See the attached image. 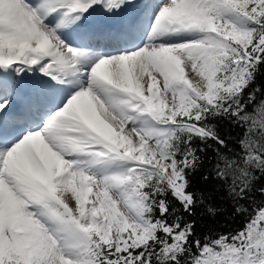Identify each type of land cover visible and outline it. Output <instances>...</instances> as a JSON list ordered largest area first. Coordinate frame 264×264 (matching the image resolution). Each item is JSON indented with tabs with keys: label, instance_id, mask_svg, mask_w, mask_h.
<instances>
[{
	"label": "snow or ice",
	"instance_id": "obj_1",
	"mask_svg": "<svg viewBox=\"0 0 264 264\" xmlns=\"http://www.w3.org/2000/svg\"><path fill=\"white\" fill-rule=\"evenodd\" d=\"M262 68L264 0H0V264H264Z\"/></svg>",
	"mask_w": 264,
	"mask_h": 264
},
{
	"label": "trees",
	"instance_id": "obj_2",
	"mask_svg": "<svg viewBox=\"0 0 264 264\" xmlns=\"http://www.w3.org/2000/svg\"><path fill=\"white\" fill-rule=\"evenodd\" d=\"M257 83L264 86V68H262V74L257 77ZM219 124V128L221 131V134H231L233 136L237 135V133L240 131L239 129L232 130L230 129V126L227 124L226 121H219L217 122ZM209 156L212 155V153L209 151ZM210 168V164L205 161V164L202 168L203 171H207ZM193 186L197 191H202L205 195L206 203H211L213 206L217 208H226L227 211H221L218 212L215 218L208 215L206 212L205 204L199 205L195 211H196V217L195 219L198 222V232L204 233L207 231H213V232H230L238 227L242 226V218L237 216L233 218L231 216L232 207L231 202L227 197L226 192L221 187L219 190H216V185L219 183L218 181H213L210 179L208 182H202L201 181V173H196L192 177ZM258 184H264V177H261V180L258 182ZM210 197V198H209ZM255 199L257 202H259L262 198L259 194L255 196ZM247 203V202H246Z\"/></svg>",
	"mask_w": 264,
	"mask_h": 264
},
{
	"label": "rangeland",
	"instance_id": "obj_3",
	"mask_svg": "<svg viewBox=\"0 0 264 264\" xmlns=\"http://www.w3.org/2000/svg\"><path fill=\"white\" fill-rule=\"evenodd\" d=\"M96 14V15H95ZM120 15L121 14H116V15H112L111 18H110V21L112 22H118L119 21V18H120ZM102 18L106 19L108 17H103V15H100V14H97V12L95 11L91 17L92 20H95V21H101ZM114 22V23H115Z\"/></svg>",
	"mask_w": 264,
	"mask_h": 264
},
{
	"label": "bare ground",
	"instance_id": "obj_4",
	"mask_svg": "<svg viewBox=\"0 0 264 264\" xmlns=\"http://www.w3.org/2000/svg\"><path fill=\"white\" fill-rule=\"evenodd\" d=\"M96 12H97V14L103 15V17H108L106 19L102 18V20L100 22H106V23H114L115 22V21L111 22L110 21L111 16H106L101 8L97 7ZM119 20H120V18H119ZM20 102H21L20 100L15 101L13 107H16Z\"/></svg>",
	"mask_w": 264,
	"mask_h": 264
}]
</instances>
